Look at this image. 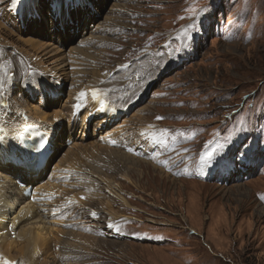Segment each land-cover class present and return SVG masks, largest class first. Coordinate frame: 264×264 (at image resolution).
Here are the masks:
<instances>
[{"label": "rangeland", "instance_id": "rangeland-1", "mask_svg": "<svg viewBox=\"0 0 264 264\" xmlns=\"http://www.w3.org/2000/svg\"><path fill=\"white\" fill-rule=\"evenodd\" d=\"M22 1L19 6L20 0H0V97L5 94L17 105L11 111L9 106V111L0 108V120L14 124L16 110H29L50 122L53 113L69 110L67 98L74 93L60 98L59 88L53 89L57 95L48 96L43 89H23L22 84L34 83L41 74L46 78L37 79L39 88L52 87L56 80L50 77L57 72L65 77L58 84L66 83L67 92L70 85L77 89L94 85L118 106L125 101L124 89L138 82L145 85L144 92L139 103L132 98V111L128 103L124 117L110 128L101 120L105 133L92 137L93 120L87 126V139H81L87 146L75 149L93 147L88 145L91 142L103 144L113 129L127 123L132 128L128 131L137 136L128 135L150 139L145 140L152 144L158 162L167 160L163 166L145 158L138 160L148 165L137 164L121 153L112 157L115 146L80 155L70 149L80 141L74 138L60 155L62 159L71 152L66 167L90 177L94 170L107 175L118 172L112 181L125 203H116L103 186L74 188L69 196L88 188L94 211L87 216L97 215L101 222L88 219L85 225L75 224L80 232L61 228L65 231L59 232H78L72 233L76 238L59 237L53 253L41 256L36 264H58L67 257L65 264H264V0H91L92 4L85 0L89 6L80 7L95 11L85 18L82 8L69 9L75 20L83 18L84 23L79 29L71 24L65 33L69 21L35 16L48 17L58 7L69 8L68 0H38V12L27 16L30 23L24 20V7L34 2ZM37 19L40 23L33 22ZM53 19H58L55 28ZM101 25L113 33L104 37L96 33ZM85 42L91 46L82 47ZM106 59L109 69L102 68ZM115 66L121 67L115 71ZM36 73L37 78L30 77ZM47 79L49 87L43 84ZM132 90L134 96L139 88ZM38 94L51 106L40 107ZM76 106L79 126L85 108ZM58 117L64 122L61 113ZM237 150L247 155L236 156L233 162ZM212 152L217 155L209 163ZM221 153L227 159L216 163ZM107 202L116 204L109 209L104 206ZM95 226L103 236L96 234ZM107 227L119 236H108ZM6 244L0 248L9 259L22 254L23 245L9 251Z\"/></svg>", "mask_w": 264, "mask_h": 264}, {"label": "bare ground", "instance_id": "bare-ground-1", "mask_svg": "<svg viewBox=\"0 0 264 264\" xmlns=\"http://www.w3.org/2000/svg\"><path fill=\"white\" fill-rule=\"evenodd\" d=\"M69 3L72 5L69 8L65 7L64 10H63V8H61L62 9L61 10L60 7H58L57 9H55L53 11V13H54L53 17L60 18L61 21L66 22V21L70 20L71 13H69V9L71 10V8H72L73 10H77V9H81V8L83 9V7H79V6H86V5L89 6V3L86 2L85 0H68V4ZM34 6L35 5L33 4V8H34ZM36 7L38 8L37 5L35 6V8ZM37 12L38 11L35 10V14ZM32 16L33 15L29 12L28 17L32 18ZM86 43L87 42H85V44ZM3 74H1V75H3ZM59 78H61V77H59ZM63 78L65 79V77H62L61 79H63ZM61 81L62 80H60L58 82H61ZM46 83L49 87L50 81H48V79H47V81H43V84H46ZM55 87H56V85H55ZM9 88H10V86H9ZM24 88L25 87H23V89ZM35 89L39 90L42 88L35 86ZM46 91L48 92V94L57 95V93L55 91H53V88L52 89L49 88L48 90L46 89ZM93 91L94 90L90 89L87 92V95L84 99H79L78 98L79 95L76 96V100L79 103V106L85 108V112H84L85 114H84L83 118L81 119L79 126L77 124L78 118L80 115L78 109L77 110H78L79 115L77 117H75L73 120L68 118L67 125H64L61 130L59 129V126L52 125V123H53L52 121L49 122L47 119H45V116L37 114V113H31L29 110L27 111V114L30 116V118L36 120L37 122H41L40 125H42V123L43 124L46 123L45 126L47 128L49 127L48 125H50V126H52V128H54L53 129V138H55V140H56L55 150H59L60 147L63 145V143H65L67 138H68V140L69 139L73 140L74 138H76V139L78 138L77 140H80V141L75 142L74 144H72V147H70V149H73L74 152L77 153L78 150L75 149V146H77V147L87 146V144L82 143L81 139H83V137H86V135L89 134V133H87V132H89L87 130V126L89 123H91L93 120L99 122L98 125H96V127L93 129V132H95V133L91 134V136L93 137L96 134L99 135V134L105 133V128H103L101 126L102 122H104L106 119H110V120L117 119L116 116H113V115L103 116L102 114L97 113L95 111L98 108V106L100 105L99 100H101V101H105V100L100 99L98 94L94 98L92 95ZM34 92H37V91H34ZM39 92H41V91H39ZM44 95L47 96L46 94H44ZM39 99L41 101V104H39L40 107L41 106L42 107L51 106V104H48L47 100H44L42 98H39ZM32 107H35V106L33 105ZM36 109L38 110V112L43 113L38 108H36ZM3 110L9 111V108L6 107ZM10 111H11V109H10ZM60 113L63 116L66 115L65 112H60ZM60 113L55 112L52 114L54 121H56L62 117V116L58 117V115ZM43 114H46V112ZM47 115L51 116L50 114H47ZM101 120H102V122H101ZM16 122L18 123L19 121H16ZM16 122L14 124H11L9 122H8V124H6L7 121H6V123H4L2 120H0V127L5 128L7 126L9 129H11L14 125L17 124ZM106 126L109 127L108 125H106ZM98 129H102L103 131H99L97 133ZM66 132H70V134L66 135ZM0 136H2L1 132H0ZM79 136H80V138H79ZM109 138L110 139L104 141L103 144L91 142L88 145H92L93 147H90L87 149L81 148L78 153L81 155V154H83L89 150H91V152L95 153V152L101 151V149H99L101 147H104V148L109 147V149H110V147L112 148V146H115L116 148H114V149H116V150H114V149L110 150V152L112 153L111 156L113 155V153H121L125 159L132 160V161L136 162L137 164H141V165H146V164L148 165V163L142 162V160H144L143 158L151 159V160L154 159L151 156L150 149L143 151L140 149L141 148V147H139L140 145H138L140 143V141L145 140L146 138H141V139L135 140L134 138H132V136H130L128 134L124 137L112 135ZM124 145L128 146V147H126L125 151L123 148L122 149L119 148L120 146L124 147ZM137 149H138V151H137ZM123 151H124V153H127L129 156L124 154ZM70 153L71 152H66V154L60 160V162L54 166V169L55 170L57 169L58 174L62 177V180L59 183L55 182L54 176L50 182L49 181H46L45 183H43V181L39 182V180L37 181L34 178V175L32 173L26 172L22 168L5 166V165H2V163H0V233L5 230V223L9 222L10 218L13 217L14 221L16 220L17 223H20V227L18 228L19 231H17L16 234H14L13 236H11L9 234L0 235V246L2 243L7 242L6 245H8L9 251H13V250L17 249L18 246L23 245V247L19 249V251L22 254H19L16 256V257H18V259H16V257L13 259H9L3 253V249L0 248V256L3 255L5 257L2 261L5 264H12L13 261H15V260H19V262H22L20 264H36L37 258H39L43 255H44V257H46V255H50L51 251L53 253L54 248L57 247L56 245H58V241H60V240H58L59 237L61 238L63 236V237L74 238L76 235V234H72L74 231L66 230L69 233H64V232L58 231V230L65 231V230H62L60 226H63L65 224L70 225L68 221H60V222L58 221L59 220L58 218L62 213L61 211H62L63 207L66 205H73L72 209L68 210L67 213H71L72 215L77 214V217L79 219L83 220V221H79V222L72 221L71 224H73V225H75V224H84L85 225V223H90L92 219H94V221L100 219V217L97 218V215L96 216H87V214H92L91 212L93 210V208H91V204H89V200H91L89 198H91V197H89V194H88L89 190L87 187H85V189L88 192H82L80 194H76V192H74L76 195H73V196L68 195L69 193H72V191H74L73 190L74 188L80 189L83 186L82 181H88V182L90 181L91 184H89V183H87V184L90 185L91 188H100L103 186L104 188H102V191H105L109 196H111L116 203H121V204L123 202L125 203V201L123 200V198L121 196L120 197L122 199H120V197H119L120 194L118 195L119 190L116 187V185L114 184V181H112L115 179L118 172H115L116 175L113 172H110L111 175H107L109 173L104 174V173L100 172V170H94L92 172L91 177L95 180L91 179V177L87 176V175L74 174V173H76L75 169H72L70 166L66 167V163H65V158L68 157V155ZM134 153H136V155ZM132 155L134 158L130 157ZM146 156H148V158H146ZM82 159H84V156ZM138 159H142V160H138ZM247 161H248L247 163H250V160H247ZM47 171L48 170L41 172L40 177H42L43 174L46 173ZM54 174H55V172H54ZM97 176H99V177H97ZM15 179H19L20 181L24 180L23 183H27L28 186L32 185V184L35 185V190H34L33 196H32V197H34L32 203H30V204L26 203L21 199V195L18 191V188L14 184ZM77 183H79V184H77ZM65 192H68V193L65 194ZM41 196H43V197L53 196V199L51 201L40 202V201H38V198ZM87 202H88V204H87ZM115 202H107V204H105L104 206L106 208L110 209L112 207V204ZM40 203H42V204L40 205ZM60 203H62V204L59 206ZM58 206H59V208L56 209V207H58ZM86 206H88V207H86ZM46 210H47L46 213H40L41 211H46ZM87 210H89V211H87ZM31 212L33 213L34 216H36L35 221H32V222L26 220V217ZM53 214H54V216L52 218H50V215H53ZM65 215H63L62 217H64ZM92 217H94V218H92ZM114 217H116V216H114ZM129 217L131 218V216H128V218ZM88 219L90 222L86 221ZM99 222H101V219L99 220ZM107 223H109V222H107ZM119 225H120V223H119ZM90 226H93V225H90ZM111 227H112V225H111ZM95 228H96V226H95ZM96 229H94V231H96ZM97 230H98V232H96V234H98L99 236L100 235L103 236V233L101 234L100 233L101 231H99L100 229H97ZM74 233H78V232H74ZM109 233H111V234L109 235ZM79 234H81V233H79ZM107 234H108V236H113V237L119 236L117 233H115L113 231H109V228L107 229ZM83 235H85V234H83ZM89 235H92V234H89ZM89 235H87V236H89ZM59 250L61 251L60 248H59ZM68 261L69 260L67 257L65 259L64 258L61 260L59 259L58 263L60 262V264H65V263H68ZM16 264H18V263L16 262Z\"/></svg>", "mask_w": 264, "mask_h": 264}, {"label": "snow or ice", "instance_id": "snow-or-ice-1", "mask_svg": "<svg viewBox=\"0 0 264 264\" xmlns=\"http://www.w3.org/2000/svg\"><path fill=\"white\" fill-rule=\"evenodd\" d=\"M3 90V84H2V82H0V91H2ZM87 95V93H84V92H81L80 94H79V99H83L85 96ZM92 95H93V97L95 98L96 96H97V92L94 90L93 92H92ZM103 110V109H102ZM157 119H162V117H158ZM0 132H3V128L2 127H0ZM0 139H3V137L2 136H0ZM216 153L215 152H212V153H209L208 154V162L209 163H212L213 162V157H216ZM246 155H247V152L246 151H241V150H237V153L235 154V156L233 157V162H235V158H236V156H243V157H246ZM225 159H227V157H225L222 153L219 155V157L216 159V163H219L221 160H225ZM94 215V214H93Z\"/></svg>", "mask_w": 264, "mask_h": 264}]
</instances>
